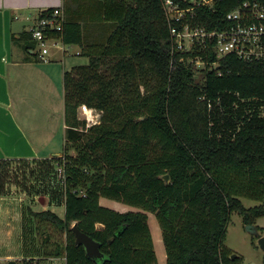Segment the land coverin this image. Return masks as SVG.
<instances>
[{
    "label": "trees",
    "instance_id": "1",
    "mask_svg": "<svg viewBox=\"0 0 264 264\" xmlns=\"http://www.w3.org/2000/svg\"><path fill=\"white\" fill-rule=\"evenodd\" d=\"M243 1L217 0L193 22L221 27ZM62 8V30L45 33L79 45L87 64L63 75V155L37 160L30 173L44 181L45 196L60 169L53 188L65 210L29 209L42 239L21 264L39 256L64 257V264H159L148 212L160 227L166 264H241L224 239L233 212L247 226L264 216V119L247 115L231 136L218 137L210 112L223 102L238 101L239 110L241 100L264 103V59L216 57L212 45L173 50L162 0H64ZM11 40L23 41L27 52L36 47L32 31ZM13 160L0 158V193ZM240 197L258 206L246 208ZM101 198L139 210L108 208ZM75 223L103 258L90 259L75 244Z\"/></svg>",
    "mask_w": 264,
    "mask_h": 264
},
{
    "label": "crops",
    "instance_id": "2",
    "mask_svg": "<svg viewBox=\"0 0 264 264\" xmlns=\"http://www.w3.org/2000/svg\"><path fill=\"white\" fill-rule=\"evenodd\" d=\"M63 3L64 0H0V158H48L42 154L51 148L57 135L64 147L63 75L65 70L84 65L72 57L82 56L81 47L70 43L65 44L71 45L69 49L50 48L47 61H43L33 55L38 52L36 43L34 50L27 52L23 41L11 40L12 35L32 31L42 12L62 8ZM46 259L52 264L65 263L64 257Z\"/></svg>",
    "mask_w": 264,
    "mask_h": 264
},
{
    "label": "rangeland",
    "instance_id": "3",
    "mask_svg": "<svg viewBox=\"0 0 264 264\" xmlns=\"http://www.w3.org/2000/svg\"><path fill=\"white\" fill-rule=\"evenodd\" d=\"M58 46H49V48L69 49V45L56 42ZM74 61L78 64H87V58L79 55H72ZM197 67H203V63L199 62ZM242 110H239V102H233L231 105H225L229 102L213 104L211 114V131L219 136L229 137L233 134L235 128L241 123L240 121L247 115L249 120L253 119V114L256 112V117L259 120L264 119V103L259 101H243ZM222 105V107L219 106ZM226 108V110L224 108ZM222 110V111H221ZM233 110V112L231 111ZM79 117L84 118L83 109H79ZM96 117V116H95ZM99 117V116H98ZM97 118V117H96ZM62 138L57 135L50 149H47L43 156L49 159L63 154ZM34 160H13L9 166L10 177L0 193V264H5L8 260H15L17 264L23 261L22 255L32 256L35 254L37 245L40 244L41 235L37 233L35 222L30 215L29 209L35 212L50 209L64 215L63 200L60 196L55 195L54 185L61 177V172L56 167L58 178L53 180L52 188L46 190L45 196L44 185L42 179L35 178L30 173L35 168ZM242 204L246 208L258 206L259 202L245 197H240ZM100 204L108 208H114L118 211L125 212L131 210H139L134 207H129L114 200L106 198L100 199ZM142 211V210H141ZM254 229H249L245 225L243 217L236 212L230 216L227 226V232L224 239V245L232 251V254L241 259V264H264V252L258 245L259 237H264V229H257V226L264 228V216L256 219ZM148 224L150 225L153 243H155V252L159 264H166L164 244L161 241L160 227L156 222L154 213L148 212ZM100 227V225H97ZM49 231V230H48ZM40 255V254H39ZM28 261V258H27ZM53 261L46 258L36 257L32 260V264H52ZM54 264V263H53ZM55 264H61L59 261Z\"/></svg>",
    "mask_w": 264,
    "mask_h": 264
},
{
    "label": "built area",
    "instance_id": "4",
    "mask_svg": "<svg viewBox=\"0 0 264 264\" xmlns=\"http://www.w3.org/2000/svg\"><path fill=\"white\" fill-rule=\"evenodd\" d=\"M217 0H162L166 23H168L172 49L190 52L196 47L212 45L216 57L234 55L243 61L264 59V0H245L226 13L224 25L209 29L194 24L202 8L212 9ZM49 17L40 18L32 30V39L38 45V56L47 61L49 46H58V39L45 33L61 31L64 21L63 8L53 7ZM60 43H62L60 41ZM193 62L194 60L191 59ZM196 65L204 62L196 57ZM201 67V66H200ZM84 115L88 109L81 106Z\"/></svg>",
    "mask_w": 264,
    "mask_h": 264
},
{
    "label": "water",
    "instance_id": "5",
    "mask_svg": "<svg viewBox=\"0 0 264 264\" xmlns=\"http://www.w3.org/2000/svg\"><path fill=\"white\" fill-rule=\"evenodd\" d=\"M163 179L165 180V182L169 181V175L165 174L163 176ZM71 227V230L73 231L75 236V244L83 245L85 248L86 255L90 259L94 260L96 258H103V253L100 250V245L95 239H93L91 236H89L88 234L83 232L79 227H77L76 223L73 224ZM254 228V225L249 226V229L251 230H253ZM258 240V245L264 252V237L261 236ZM234 257L236 256L232 254L231 258L233 259ZM5 264H17V262L15 260H8Z\"/></svg>",
    "mask_w": 264,
    "mask_h": 264
}]
</instances>
